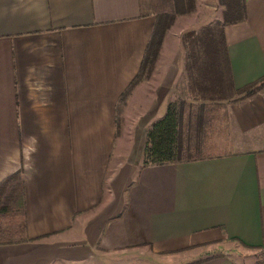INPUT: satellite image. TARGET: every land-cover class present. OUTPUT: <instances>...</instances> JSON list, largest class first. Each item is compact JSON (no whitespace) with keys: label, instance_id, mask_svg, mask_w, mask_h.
<instances>
[{"label":"crops","instance_id":"1","mask_svg":"<svg viewBox=\"0 0 264 264\" xmlns=\"http://www.w3.org/2000/svg\"><path fill=\"white\" fill-rule=\"evenodd\" d=\"M244 3V20L223 29L235 89L264 75V0ZM195 5L203 16L185 31L221 19L217 0ZM155 18L141 0H0V182L21 171L25 226L24 239L0 245V264L122 251L264 264L233 247L264 249V88L226 104V153L142 165L146 129L182 95L183 63L163 59L165 34L150 75L118 102Z\"/></svg>","mask_w":264,"mask_h":264},{"label":"trees","instance_id":"2","mask_svg":"<svg viewBox=\"0 0 264 264\" xmlns=\"http://www.w3.org/2000/svg\"><path fill=\"white\" fill-rule=\"evenodd\" d=\"M221 19L182 34L183 69L186 85L182 95L170 101L165 114L145 131L142 165L189 162L206 158L204 140L217 128V111L226 101H244L264 88V75L239 89L232 85L223 29L245 18L244 0H217ZM195 0H172V10L156 14L138 73L118 102L124 101L131 87L148 77L175 16L188 14ZM115 116L116 134L121 127ZM224 118V117H223ZM209 156V155H208ZM23 184L18 170L0 182V245L20 241L24 234ZM17 221L16 229L4 226V217ZM20 236L19 240L12 236Z\"/></svg>","mask_w":264,"mask_h":264},{"label":"rangeland","instance_id":"3","mask_svg":"<svg viewBox=\"0 0 264 264\" xmlns=\"http://www.w3.org/2000/svg\"><path fill=\"white\" fill-rule=\"evenodd\" d=\"M142 6L145 11L151 12L152 14H159L164 12H170L172 10V0H141ZM198 12L195 8L192 12L188 14H182V15H176L175 19L171 25V32L170 28L166 32L167 36V43L164 48L163 52V59L169 58V55H174V59H177L178 61H182L184 59V48L182 45L181 37L185 30L188 28L186 27L188 18H190L192 15L200 18L203 16V14H195ZM201 19H198L196 24H201ZM197 25V26H198ZM179 77H182V79H178L177 88L180 92L185 91V85H186V79H185V73L184 69L182 73H178ZM229 101L224 102L223 108L219 109L217 111V114L219 119L217 122V128L213 131H210L209 135H207L206 139L204 140V147L205 152L204 154L208 155H217L226 153V130H227V116H226V104ZM224 117V118H223ZM122 118L121 119V125H122ZM3 225L8 226L9 229H16L17 227V221H13L11 219V216L4 217ZM12 239L19 240L20 236L15 235L12 236ZM233 247L236 249V251L245 253V257H249L251 260H261L264 259V249H247L244 248L236 243L233 244ZM133 251H122L118 253H113L112 259H92L90 261H87L85 264H165L163 261H155L151 260L149 257H146V255H143L138 251V253L133 254Z\"/></svg>","mask_w":264,"mask_h":264}]
</instances>
